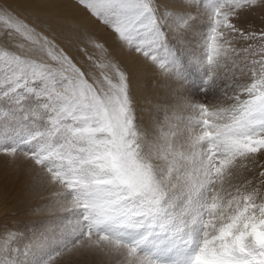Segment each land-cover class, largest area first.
Wrapping results in <instances>:
<instances>
[{"label": "snow or ice", "instance_id": "snow-or-ice-1", "mask_svg": "<svg viewBox=\"0 0 264 264\" xmlns=\"http://www.w3.org/2000/svg\"><path fill=\"white\" fill-rule=\"evenodd\" d=\"M31 2L44 21L0 0V155L57 189L65 215L23 253L5 231L0 264H264V0H76L163 78L223 82L215 103L185 101L183 127L142 126L134 66L89 37L105 58L85 70L57 41L56 0Z\"/></svg>", "mask_w": 264, "mask_h": 264}, {"label": "rangeland", "instance_id": "rangeland-1", "mask_svg": "<svg viewBox=\"0 0 264 264\" xmlns=\"http://www.w3.org/2000/svg\"><path fill=\"white\" fill-rule=\"evenodd\" d=\"M69 1L78 5L76 3V0H69ZM80 8L85 13V15H87L90 18V20H92V22L94 23L95 26L92 28L94 30L88 28H86L85 30L81 28V30H79L78 33L75 32V35H73V37H66L63 39L60 37H59L60 39L56 37L58 43H60L61 46L64 47L65 50L68 52V54L73 58V60L76 61L78 65L82 66L85 70L92 68L93 61H100L105 58L103 50L92 47L89 37H91L92 40L99 41L101 44H103L104 48L108 50L109 55L111 57H114L115 60L121 64V66L128 67L124 61V53L126 52V54H128L129 52L126 49L121 48L120 44L116 39L115 34L109 28L102 25L94 18H92L87 13V11L83 9L81 6ZM201 13L202 15L200 17V26L202 25L201 28H204V26L209 23V19L203 8H201ZM260 15H261L260 10H256L251 14H245V18L247 20H251L255 25L259 26L261 24V20L259 18ZM197 40H199L198 37ZM195 43L196 42H193V44L190 46L191 48L188 47L183 50V54L185 56H188L187 55L188 52L192 55L194 53L195 54L200 53V47H197V45L199 46V44L197 43L196 45ZM117 47L119 48V50ZM184 51H186L187 53H184ZM131 54H137V53L133 52ZM138 55L139 54H137V56ZM89 56L92 57V60L88 59ZM139 57L141 58L140 55ZM182 84H184V87H186L189 91L188 94L186 95L187 99H189L190 101L201 102V103H215L216 98L219 97L220 95V88L223 87V82H221L219 87L215 91L210 90L206 94L204 92L199 91L198 89L200 87V74L196 71L195 67H189L188 79ZM134 87L135 86L133 84V88ZM134 94H135V90H134ZM135 97L137 100L136 102H138L137 99L138 96L135 95ZM137 109L139 112L137 113L138 119L140 121L141 119L140 114H142V112L139 111L138 103H137ZM186 112L188 114V115L186 114L187 117L192 115V112L191 110L189 111V108L185 111V113ZM180 116L178 117V119L174 120L171 123L183 127L186 122L185 119L187 117H185V114H183V116L182 115ZM157 120L160 121L161 119L158 117ZM17 163H19V161ZM257 163L264 164V155L258 156ZM23 167L26 168L24 169ZM248 167L257 171L260 170L256 166V164H253L252 162H248ZM26 169H27L26 165L22 164L19 167H17V165L13 164L8 157L0 155V195H1L0 196V236H2L5 231L8 230L15 231L18 235V239L12 245L15 247H20L21 253H23V246L25 244L32 242L33 238L36 235H38L40 232L45 230L48 221H54L57 218L65 215V213L62 211L60 203L56 202L54 198H52V200L55 202H52V205L49 207L53 206L52 208H54V206L56 205V207L60 209L58 213L55 212L48 214L46 212L45 217H43L42 219L41 218L33 219L30 216H28V213L32 212L33 210H35L40 214L43 211L42 210L43 207L38 208L39 205L36 206H30V204L27 205V202L29 203L30 200L31 201L33 200L34 191L36 193L37 191L33 188L32 183H28L26 181L29 179L27 173L30 174L28 171H26ZM239 170L245 171L246 175H251V173L247 172L246 169H237L238 172ZM19 172H21L22 174H20ZM15 174L17 175L18 178H15L16 176ZM20 176L22 178H19ZM21 181H23V183ZM28 184L31 185H29L28 187ZM5 193H7L9 196L7 194L5 195ZM14 193H16V195ZM20 258H22V255Z\"/></svg>", "mask_w": 264, "mask_h": 264}, {"label": "bare ground", "instance_id": "bare-ground-1", "mask_svg": "<svg viewBox=\"0 0 264 264\" xmlns=\"http://www.w3.org/2000/svg\"><path fill=\"white\" fill-rule=\"evenodd\" d=\"M5 4L13 12L19 14L22 18L27 19L30 23H39L46 19V17L39 12L36 6L31 2V0H5ZM56 4H57L56 11L59 14V16L62 18H65L69 22L67 26L63 28L55 29L56 37L58 38L60 37L62 39L66 37H73V35H75V32H76L72 28V25L74 24H78L80 26V30L81 28L85 30L86 28L92 29L95 26L92 20H90V18L87 15H85V13L81 10L80 6L76 5L75 3H72L69 0H56ZM199 35L200 34L197 33L198 38H199ZM195 44L197 45V42ZM115 47H116V44H115ZM197 47L199 46L197 45ZM184 53H187V52L184 51ZM189 54L190 53L188 52L187 54L188 57L192 55L190 54L189 56ZM124 61L128 67L134 66L136 70L134 78H133V84L135 86L134 87L135 95L138 96L137 97L138 108H139V111L142 112V114H140L141 119L139 121L142 126H154L157 124L165 125V117L170 118L171 122L178 119L180 115L183 116V114H185V117H187L188 114L187 112L185 113V111L188 108L185 106V101H190V100L187 99L186 97L189 91L186 87H184V84L178 83L176 79L163 78L159 74L157 69L151 63L145 61L143 57L140 58L139 55L137 56V54H131V53L126 54L125 52ZM158 117L162 121L157 120ZM23 168L25 169L26 167H23ZM21 172L19 173L22 174L23 172L22 173ZM27 175L29 176V179L26 181L28 183H32L33 188L37 191V193L34 191L33 200L32 201L30 200L29 203L27 202V205L28 204H30V206L39 205L38 208L43 207L42 208L43 211L40 214L36 212L35 210H33L32 212L28 213V216H30L33 219L34 218L42 219L43 217H45L46 212L48 214L55 213V212L58 213L60 209L56 207V205L54 206V208H52L53 206L49 207L52 205V202H55V201L57 202V197L55 198V192L57 191V189L51 186L42 187L38 185L37 178L34 172L30 174L27 173ZM245 175H246L245 171L243 170L241 171L239 170V172L237 171L238 178H242ZM21 176L19 178H22ZM23 177H26V176H23ZM15 178H18L17 175L15 176ZM23 181L21 182L23 183ZM29 185L31 184H28V187ZM6 194L7 193H5V195ZM14 194L16 195V193ZM52 198H54L55 201H53ZM12 247H15V246L12 245ZM21 259H23V256Z\"/></svg>", "mask_w": 264, "mask_h": 264}]
</instances>
